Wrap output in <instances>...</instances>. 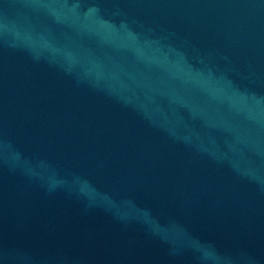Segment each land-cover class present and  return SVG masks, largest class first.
<instances>
[{"label": "water", "instance_id": "1", "mask_svg": "<svg viewBox=\"0 0 264 264\" xmlns=\"http://www.w3.org/2000/svg\"><path fill=\"white\" fill-rule=\"evenodd\" d=\"M0 264H264V0H0Z\"/></svg>", "mask_w": 264, "mask_h": 264}]
</instances>
